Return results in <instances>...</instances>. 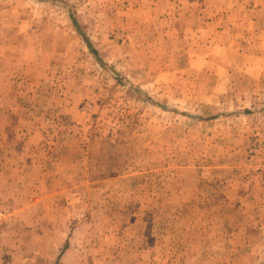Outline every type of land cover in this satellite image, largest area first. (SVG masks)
Returning <instances> with one entry per match:
<instances>
[{
	"label": "rangeland",
	"instance_id": "374dc122",
	"mask_svg": "<svg viewBox=\"0 0 264 264\" xmlns=\"http://www.w3.org/2000/svg\"><path fill=\"white\" fill-rule=\"evenodd\" d=\"M1 246L264 264V0H0Z\"/></svg>",
	"mask_w": 264,
	"mask_h": 264
},
{
	"label": "crops",
	"instance_id": "0c3cea01",
	"mask_svg": "<svg viewBox=\"0 0 264 264\" xmlns=\"http://www.w3.org/2000/svg\"><path fill=\"white\" fill-rule=\"evenodd\" d=\"M15 249L16 247H13V251H15ZM65 252L66 251H64L63 253ZM13 253L9 252V250L5 251V248L1 246L0 247V264H22L19 262H15V257L11 256L13 255Z\"/></svg>",
	"mask_w": 264,
	"mask_h": 264
}]
</instances>
